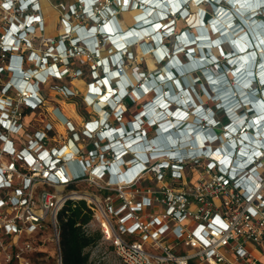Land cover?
Returning <instances> with one entry per match:
<instances>
[{"label":"built area","instance_id":"1","mask_svg":"<svg viewBox=\"0 0 264 264\" xmlns=\"http://www.w3.org/2000/svg\"><path fill=\"white\" fill-rule=\"evenodd\" d=\"M16 3L17 0H0V7L20 12ZM5 4L8 7H4ZM35 20L37 25L43 24L42 20L32 21ZM28 35L18 50L21 45L30 43ZM0 48L6 49L2 41ZM12 86H4V92ZM13 87L21 102L0 97V264H33L32 255L40 253L50 241L48 239L60 250L58 213L68 200L78 198L74 195L77 190L68 187L86 179L101 186L97 180L103 178L107 169H111V173L105 188L110 187L112 192L102 198L93 193L90 198L83 197L92 217L81 226L82 230L87 235L99 233L98 239L86 247L87 264H102L106 248L121 264H264L260 259L264 252V176L259 172L264 154L256 164L259 179L253 191L228 176L220 164L210 162V157L199 156L206 158L208 170L215 171L210 181L212 185L231 186L240 191L239 197L232 195L224 202L218 198L209 202L195 190L192 193L173 192L168 186L158 190L147 186L140 191L136 187L137 175L118 178L119 163L130 164H125V172L142 162L144 168L140 173L149 170L161 179L162 172L167 171L170 177L180 179L183 166L198 156L174 160L170 159L172 155L165 152L166 149L156 150L157 147H146L147 154L138 153V148H133L135 142L132 145L125 143L127 139L122 140L126 152L120 139L114 137L117 143L113 141L112 136L119 132L118 128L105 127L107 122L103 119L100 127L86 121L82 134L100 141L104 139L103 147L109 144L107 148L110 149L106 150L111 151L112 161L92 164L90 156L96 154L95 149L90 148L88 157L83 158L84 150L75 144V132L60 145L49 142L53 130L50 122L44 128L27 132L22 121V108L32 111L40 107V95L34 92L23 95L21 88ZM31 87L34 91L36 84ZM58 114L68 131H72V123L60 111ZM123 135L130 136L128 140L133 136L122 132L117 136L122 138ZM123 152L127 161L121 156ZM159 156L167 158L157 160ZM103 158L102 154L100 159ZM78 166L82 169L77 171ZM238 198L245 206L240 211L228 213L224 205ZM47 232H50V238L45 236ZM252 245L259 247L261 252H255ZM58 264H61L60 252Z\"/></svg>","mask_w":264,"mask_h":264},{"label":"rangeland","instance_id":"2","mask_svg":"<svg viewBox=\"0 0 264 264\" xmlns=\"http://www.w3.org/2000/svg\"><path fill=\"white\" fill-rule=\"evenodd\" d=\"M36 1L39 3L40 8L38 13L41 14V20L43 24L39 26L37 25V21L33 22L34 31L28 36L30 43H25L20 46L19 50L12 51V53L19 54L22 52L23 65H21V67L24 70L29 71L28 76H26V80H32V83L36 84L35 90L38 91L41 99L40 107L28 112L27 114H25L27 109L22 108L24 111V114H22V121L26 126L25 129L27 132H31L34 129L44 128L45 124L50 122L53 125V130L50 132V144L60 145L67 141V139L72 135V132H75V144L84 150L83 158L88 157V150L90 148H94L96 154L90 156V163H111L112 153L110 150H106V148L109 147V144L103 147V144L106 142L104 139L100 141L98 138H87L83 136L82 129L84 128L86 121H93L95 119L94 121L97 120V126L100 127L101 119H105L107 122L105 127L127 128L129 122L134 119L135 115L141 112L144 109L146 103L152 99L154 92L153 90H149L146 93H142L139 97L133 96L131 98L126 96L120 102L121 104H119L117 107L113 106L114 103L111 101H107V103L102 106V104L97 101L96 95L89 97L88 95L91 91V83L96 84V86H100L102 91L107 90V87L103 86L101 82L96 80L100 79L106 74L104 73L105 71L100 64V61L103 60V58L108 60L110 70H113L117 67L111 62V55L115 52V49L106 40L104 35L98 36V46L96 47V50L91 49L89 44H85V40L81 39L76 43L74 40H72V38L76 37V35H79L81 31L85 32L86 29L91 25L97 26L99 20H91L88 16L82 14V3L78 2V0ZM102 1L111 7H117L118 10L115 11L114 14L117 17L120 29L125 30L137 25L136 20L127 21L124 14L128 11H136L135 14H132V18L134 20L135 15L142 11L140 8H128L121 10L119 9V3L116 0ZM72 6L75 7L74 10L72 9ZM195 6L196 9H193L190 4V13L187 16H177L175 18L176 31L187 28L186 31L191 35H197L201 33V31L198 29L199 23L197 11L199 8H201L212 13V6L209 3ZM15 17L22 18V13L17 12L16 9L13 8L6 10L0 7V42L4 39L9 25L12 20H15ZM254 18L256 21L263 20L259 15H256ZM137 26L141 27L142 25ZM203 27L205 32L208 31L209 23H205ZM261 33L264 35V30H261ZM79 38L80 36L78 39ZM62 42L66 45L68 44L69 46L72 43V53H70L71 50H68L67 54L61 53L58 45H61ZM164 42H166L167 48L170 50V54H172L174 51L171 49L176 45L175 38L170 37L166 39V41L164 40ZM156 45L157 44H154V42L149 37H143L141 40H138L134 45H132L131 51L133 56L125 59V61L120 65L124 76L130 81L132 86L138 87L142 82L146 81L147 78H152L156 74L162 75L166 70V63L169 58L166 56L163 61H160V58L155 53ZM146 46H148V48H146ZM224 48L227 51L231 50L227 43L224 44ZM31 51L41 57L46 56V62L43 60L42 62L45 63L42 65L39 63L40 59L33 62V57H28ZM212 52L219 55L222 59L224 58L217 48H212ZM9 53L11 52L3 51L0 48V97L19 103L21 102V99H19V95L16 90L12 89L13 87H10L7 92H4V86L11 84L17 87L18 85L14 83V76H16V73L15 71L11 70L15 68V66H13L15 58L16 60L18 58L15 56L10 58L11 55ZM175 55L179 57L182 63L185 64L188 62V57L185 55L184 50L175 52ZM192 55L194 58H196L197 51H194ZM52 64H57L58 69L61 70L60 75L54 76L52 72L46 71ZM52 68L53 71H56L55 66ZM207 68H209L214 75L220 73V71L216 69L214 65L211 66L208 64ZM35 70L37 71L36 75L39 78V72L43 73V79H41V82L35 79ZM225 75L229 79V83L232 84L231 73L229 71H225ZM176 76L178 79H181L182 76L188 77V83H182L181 86L188 90L195 102L199 100V103L203 106H209L213 109L215 108L214 105L217 99L212 98L213 92L211 91L207 80L202 74L201 68H194L192 70L186 69ZM118 78L119 77L117 76L111 79L110 85L114 90H117L121 87V85L118 84ZM203 90H206L208 95L203 94ZM172 91L175 93L177 92V87L174 84H172ZM67 101H70L74 106L75 112L73 120L66 118L72 123L73 130L68 131L67 127L65 126L67 132L60 133L57 131L56 124L62 120H60L61 118L56 112V109H60V105L65 107V103ZM129 102L130 104H128ZM115 109H120V111L123 110L124 112L120 115L115 114ZM103 114L104 117H102ZM215 116L221 121V123H225L227 121L225 115L220 110H216ZM142 125L146 130L147 141L151 142V144H153L152 139L154 140L156 138L159 139V137H162L154 126H147L145 120ZM212 130L216 134L220 135L223 132V126H213ZM66 134L69 136L67 137ZM113 137L125 141L130 136L117 138V135H115ZM188 137H190V135ZM109 139H111V137ZM197 139L199 144H201L202 138L200 135H197ZM172 140L173 138L170 136L169 141L172 142ZM208 144L211 147L216 148L221 147L223 141L221 139L213 140L208 142ZM167 148L182 149L183 147L182 145H177L172 147L168 146ZM185 148L188 147L186 146ZM137 150H141L140 153H143L146 149L141 147V149H136V152ZM102 154L104 155V160L100 159ZM200 155H198L197 159L190 160L183 166V176L180 179L170 177L167 171H163V178L158 179L160 178V175L150 172L149 170L140 173L144 166L136 168L134 169L136 171L135 174H140L137 178L138 183L136 184V187L140 191H143L142 189H145L147 186H152L157 190L164 186H168L173 190V192L185 190L192 193L195 190L197 193L202 194L209 202H211L212 198H218L224 202V199L229 200L227 198L232 195L239 197L240 191H235L231 186H225L221 188V186L212 185L210 181L214 177L215 171L207 169V160L206 158L199 157ZM165 158L167 157L160 156L157 158V160H163ZM125 164L129 165L128 162H125L124 164L119 163L118 166L124 168L126 167ZM259 172H261V174L264 176V161H262V167L259 168ZM105 173L106 174L102 179L97 180L98 183L104 187L89 183L86 179L71 184L68 189H76L79 192L88 191L95 194L97 197L102 198L104 195L112 192L110 187L105 188V185L108 184V169L105 171ZM255 178L259 179V176H256ZM180 182H183V184ZM262 186V193L264 194V177ZM75 200H84L87 204L83 197L76 198L74 201ZM229 203L230 204L228 205H224L228 213L240 211L245 206L244 201L240 198L229 201ZM212 208H214V206ZM49 234L50 232H47L45 236L50 238ZM48 240L50 241L47 243V246L42 248L40 253L32 255L33 264H58V254L59 252L61 254V250H58V246L53 241H51V239ZM87 251L88 249L85 248L84 252L87 253ZM102 264L121 263L117 261L110 249L106 248V257Z\"/></svg>","mask_w":264,"mask_h":264},{"label":"trees","instance_id":"3","mask_svg":"<svg viewBox=\"0 0 264 264\" xmlns=\"http://www.w3.org/2000/svg\"><path fill=\"white\" fill-rule=\"evenodd\" d=\"M193 9H196L195 4L191 3ZM213 12H209L205 10V18L204 21L207 23V19L211 17ZM259 16L263 18L262 13L260 12ZM264 20V18H263ZM187 29V28H186ZM186 29H179L176 31L179 33L182 30ZM251 35V33H248ZM165 38L164 40L166 41ZM166 43V42H165ZM65 44V43H64ZM69 50L70 47L68 44L66 45ZM72 53V50L70 51ZM194 51L192 52V54ZM214 54V53H213ZM216 57V64L214 65L223 76L226 77L225 71H227V63L225 58H221L219 55L214 54ZM178 57V56H177ZM179 59V57H178ZM69 60V58H68ZM180 60V59H179ZM188 66V64H187ZM200 68V66H199ZM194 69V68H189ZM94 73V71H93ZM177 78L178 83L181 85L188 83V77L182 76L181 79ZM227 78V77H226ZM176 80H170L165 85L171 92L172 91V84L176 85ZM203 94L208 95L206 90L202 91ZM130 104V102L128 103ZM92 217V211L87 206L84 200H68L64 208L58 213V228H59V245L61 250V264H87L88 255L84 252V249L95 242L98 237L99 233L93 232L92 234H85L82 230V225L88 222Z\"/></svg>","mask_w":264,"mask_h":264},{"label":"bare ground","instance_id":"4","mask_svg":"<svg viewBox=\"0 0 264 264\" xmlns=\"http://www.w3.org/2000/svg\"><path fill=\"white\" fill-rule=\"evenodd\" d=\"M194 4V3H193ZM133 9V8H132ZM135 12L136 11H133V12H130V11H128V12H125V18H126V20L127 21H135V19L133 20V18H132V14L134 13L135 14ZM249 17H247V19H248ZM36 21V20H35ZM35 21H32L31 22V26H34L33 25V22H35ZM22 26V25H21ZM104 29L106 30V31H108V32H111V30H112V27H111V25L109 24V23H107V24H105V26H104ZM32 30L31 29H26V32H27V34L26 35H28V33H30ZM80 34H82V32H80ZM29 36V35H28ZM7 43V45H9L10 44V42L7 40L6 41ZM193 43H191L190 45H192ZM189 45V46H190ZM16 59V58H15ZM103 59H105V58H103ZM35 61V59L33 60V62ZM101 62V61H100ZM106 67L110 70V67H109V64L108 65H106ZM114 70V72H113V74L114 75H117V70H116V68H114L113 69ZM57 71V70H56ZM17 74V73H16ZM39 76H40V78H43V73L42 72H39ZM115 77H117V76H115ZM101 83H104V86L105 87H107V90H105V91H107V93L102 97V98H100V101H99V103L100 104H102V106L103 105H105L106 103H107V98H108V96L110 95V94H112V89H110L109 88V85H108V82H107V79H104L103 81H101ZM32 80H26L25 79V81H21L18 85H17V88H21L22 90H23V95L24 94H26L27 96H29V95H31L33 92L37 95V94H39L38 93V91H36V90H34V91H31L32 90ZM83 86V85H82ZM13 87V86H12ZM93 88L95 89L96 88V84H94L93 85ZM12 89H14V90H16V88H12ZM96 89H100L101 90V88H100V86H98ZM105 91H102V94L101 95H103L104 93H105ZM89 92V91H88ZM100 95V96H101ZM112 96V95H111ZM96 99L98 100L99 99V96L97 95V97H96ZM66 109V108H65ZM248 112L249 111H251V109H248L247 110ZM102 116V115H101ZM103 117V116H102ZM109 133V132H108ZM167 135H168V133H167ZM124 137H125V135H123ZM163 136V135H162ZM113 137V136H112ZM117 138H120V137H118L117 136ZM121 142L123 143V148H124V151H128L127 150V148L124 146L125 144H124V142L121 140ZM70 148H68L67 150H66V152H68V150H69ZM107 149H110V148H107ZM141 149V148H140ZM157 149H159V148H156V150ZM145 151V150H144ZM137 152L138 153H140L141 152V150L140 151H138L137 150ZM143 153H145V154H147L146 153V151L145 152H143ZM122 155L121 156H123V160L124 161H127V155L125 154V152H123V153H121ZM190 156H191V153L189 154ZM160 157V156H159ZM216 157V155L214 156V158ZM217 157H219V156H217ZM130 165V164H129ZM144 166V164L142 163V162H140V163H137L136 165H134V169H136V168H139V167H143ZM118 169L120 170V173H119V175H118V178L121 180L123 177H125V176H128V175H130V172H131V170H128L129 172H125V167L124 168H122L121 166L119 167L118 166ZM133 169V170H134ZM125 172V173H124ZM135 175H137V176H139L140 174H135ZM134 175V176H135ZM133 176V177H134ZM136 176V177H137ZM132 177V178H133ZM59 189H62V187H59ZM74 195L75 196H77L78 198H81V197H87V198H90V196H91V193L90 192H88V191H84V192H79V191H77V192H75L74 193Z\"/></svg>","mask_w":264,"mask_h":264},{"label":"crops","instance_id":"5","mask_svg":"<svg viewBox=\"0 0 264 264\" xmlns=\"http://www.w3.org/2000/svg\"><path fill=\"white\" fill-rule=\"evenodd\" d=\"M66 108V109H65ZM58 111H60V113H61V115H63L65 118H70V119H72L73 120V116H74V106H73V104L70 102V101H67L66 103H65V107H62L61 105H60V109L58 108V110L56 111L57 113H58ZM28 112H31L30 110H26V113L25 114H27ZM59 115V114H58ZM60 120H62V121H60L59 123H57L56 124V128H57V131L58 132H60V133H66L67 132V129H66V127H65V125H64V121H63V119H60ZM71 120V121H72ZM95 120V119H94ZM92 121V122H90V124H93V123H96V121ZM67 135V134H66ZM69 135H67V137H68ZM77 167V166H76ZM135 167L134 166H132V167H130L128 170H131V172H130V175H128V176H125V177H133V175H135V170H133ZM79 169H82V168H80L79 166H78V168H77V171L79 170ZM127 170V172H129ZM250 246H251V244H249ZM252 247H254V251L255 252H261L260 251V248L259 247H257V246H253L252 245ZM260 259H261V261H263L264 262V252H263V254L261 255V257H260ZM202 264H204V263H202Z\"/></svg>","mask_w":264,"mask_h":264},{"label":"clouds","instance_id":"6","mask_svg":"<svg viewBox=\"0 0 264 264\" xmlns=\"http://www.w3.org/2000/svg\"><path fill=\"white\" fill-rule=\"evenodd\" d=\"M31 11H33L34 13H37V15L41 17V14L38 13L39 9L31 10ZM3 41H4V40H2V42H3ZM3 45H4V47H6L5 41L3 42ZM14 50H15V51L18 50L17 47H16L15 49H12V50H5V51L11 52V53H9V54L11 55L10 58H11L12 56H15V57L18 58L17 60L15 59V61H14V63H13V66H15L14 70H15V72H16L17 69L22 68L21 65H23V54H22V52H21V54H19V53H12V51H14ZM28 57H30V54L28 55ZM19 59H21V60H19ZM9 60H10V59H9ZM19 61H20V62H19ZM102 120H103V119H101L100 122H102ZM108 173H111V169H109Z\"/></svg>","mask_w":264,"mask_h":264},{"label":"snow or ice","instance_id":"7","mask_svg":"<svg viewBox=\"0 0 264 264\" xmlns=\"http://www.w3.org/2000/svg\"><path fill=\"white\" fill-rule=\"evenodd\" d=\"M4 7H8V5H7V4H5V5H4Z\"/></svg>","mask_w":264,"mask_h":264}]
</instances>
